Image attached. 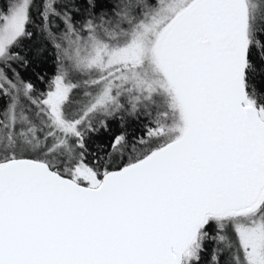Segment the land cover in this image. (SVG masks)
Returning <instances> with one entry per match:
<instances>
[{"label": "snow or ice", "instance_id": "1", "mask_svg": "<svg viewBox=\"0 0 264 264\" xmlns=\"http://www.w3.org/2000/svg\"><path fill=\"white\" fill-rule=\"evenodd\" d=\"M34 7L0 8V264H200L208 240L211 264H264V0H88L108 11L80 28L46 0L39 95L11 66ZM141 113L139 151L120 161L122 132L88 162Z\"/></svg>", "mask_w": 264, "mask_h": 264}, {"label": "trees", "instance_id": "2", "mask_svg": "<svg viewBox=\"0 0 264 264\" xmlns=\"http://www.w3.org/2000/svg\"><path fill=\"white\" fill-rule=\"evenodd\" d=\"M55 2L59 11H63L65 5L72 6L73 20L77 28H80L90 15L95 18L100 12L108 11L107 8L102 7H97L96 9L87 8L88 0H56ZM93 2L102 5L106 0H93ZM7 3L8 0H0V8L6 6ZM45 3V0H35L33 9L34 23L28 27V30L33 35L22 40L19 46L13 49V52L18 53L22 59L11 62L12 68L19 73L20 78L26 82H31L35 86L36 94L47 90L48 82L55 76L58 68L56 49L50 41L44 38L42 32V17L40 13L43 12ZM77 9L79 10L77 11ZM50 24L57 34L63 32L64 25L60 18L51 17ZM8 75L10 77L13 76L10 70ZM152 120V116L141 113L138 116H125L123 127H121L119 119L111 121L108 131H100L89 138L87 142L88 162L96 161L98 164H105L110 153L116 158L117 154L113 153L111 143L113 137L122 132L127 136L129 142L127 146L138 145L137 138H146V130L153 126ZM126 161L127 159L124 158L121 162ZM214 247V241L208 240L205 242V251L202 253L200 264H211Z\"/></svg>", "mask_w": 264, "mask_h": 264}, {"label": "rangeland", "instance_id": "3", "mask_svg": "<svg viewBox=\"0 0 264 264\" xmlns=\"http://www.w3.org/2000/svg\"><path fill=\"white\" fill-rule=\"evenodd\" d=\"M56 1V0H55ZM46 2V0H45ZM40 93H38L37 95H39ZM7 97H0V113H2L4 111V109L7 106ZM26 103V102H25ZM136 147V150L139 151V145H130V146H126V148L124 149L123 152V157L120 158V161H122L124 158L127 159L129 155L133 154L132 149L133 147Z\"/></svg>", "mask_w": 264, "mask_h": 264}]
</instances>
